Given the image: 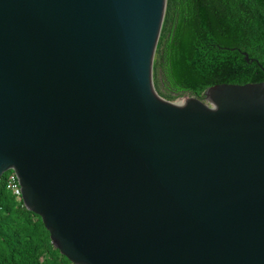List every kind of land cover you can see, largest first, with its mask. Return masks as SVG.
Masks as SVG:
<instances>
[{
  "label": "water",
  "instance_id": "95a60500",
  "mask_svg": "<svg viewBox=\"0 0 264 264\" xmlns=\"http://www.w3.org/2000/svg\"><path fill=\"white\" fill-rule=\"evenodd\" d=\"M166 5L0 0V178L72 264H264V82L160 97Z\"/></svg>",
  "mask_w": 264,
  "mask_h": 264
},
{
  "label": "trees",
  "instance_id": "16d2710c",
  "mask_svg": "<svg viewBox=\"0 0 264 264\" xmlns=\"http://www.w3.org/2000/svg\"><path fill=\"white\" fill-rule=\"evenodd\" d=\"M260 66L264 0H167L153 64L160 97L202 99L216 85L261 83ZM11 173L0 178V264H72L52 246L40 217L7 189Z\"/></svg>",
  "mask_w": 264,
  "mask_h": 264
},
{
  "label": "built area",
  "instance_id": "2783aa9c",
  "mask_svg": "<svg viewBox=\"0 0 264 264\" xmlns=\"http://www.w3.org/2000/svg\"><path fill=\"white\" fill-rule=\"evenodd\" d=\"M7 189L16 197L21 198L20 187L15 174L12 172L7 180Z\"/></svg>",
  "mask_w": 264,
  "mask_h": 264
},
{
  "label": "rangeland",
  "instance_id": "374dc122",
  "mask_svg": "<svg viewBox=\"0 0 264 264\" xmlns=\"http://www.w3.org/2000/svg\"><path fill=\"white\" fill-rule=\"evenodd\" d=\"M186 98H189V97H183V98H179V99H184L185 100ZM179 99H177V100H179Z\"/></svg>",
  "mask_w": 264,
  "mask_h": 264
}]
</instances>
